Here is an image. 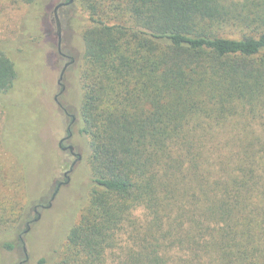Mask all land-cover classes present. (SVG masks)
I'll return each instance as SVG.
<instances>
[{
    "label": "trees",
    "instance_id": "1",
    "mask_svg": "<svg viewBox=\"0 0 264 264\" xmlns=\"http://www.w3.org/2000/svg\"><path fill=\"white\" fill-rule=\"evenodd\" d=\"M16 1L35 15L71 2L59 13L75 6L89 24L72 126L92 189L49 263L109 264L119 251V264H264V0ZM16 78L0 50V95Z\"/></svg>",
    "mask_w": 264,
    "mask_h": 264
},
{
    "label": "rangeland",
    "instance_id": "2",
    "mask_svg": "<svg viewBox=\"0 0 264 264\" xmlns=\"http://www.w3.org/2000/svg\"><path fill=\"white\" fill-rule=\"evenodd\" d=\"M55 6L45 5L35 15L29 6L16 0H0V50L15 62L17 69L13 88L0 95V208L8 209L10 218L7 225H0V230L14 225L20 207L26 206L25 224L0 233V264H40L41 260L51 264L59 260L67 233L78 221L92 189L88 147L70 126V118L82 98L80 32L89 24L75 6L59 14L61 52L66 56L61 58L56 25L51 20ZM71 61L73 64L68 65L58 84L64 66ZM69 127L80 146L76 147L72 140L66 145L74 146L82 163H77L76 175L72 174V180L69 176V183L60 188L52 206L37 211L40 218L35 222L36 214L30 210L44 197H51L75 160L59 148ZM24 172L27 186L20 190L18 179ZM134 215L140 223L145 222L142 209ZM26 223L29 230L25 233ZM5 243L11 244L12 249H5ZM120 244H127V235ZM119 258L120 252L116 251L108 262L119 264Z\"/></svg>",
    "mask_w": 264,
    "mask_h": 264
},
{
    "label": "water",
    "instance_id": "3",
    "mask_svg": "<svg viewBox=\"0 0 264 264\" xmlns=\"http://www.w3.org/2000/svg\"><path fill=\"white\" fill-rule=\"evenodd\" d=\"M71 3V2H69ZM64 5H67V3H60V4H57L54 9H53V19H54V23L56 25V36H57V48H58V52L59 53H62L61 52V44H62V40H61V23H60V20L58 18V9H60L61 7H63ZM73 61H71L70 63L66 64L65 67L63 68L62 72H61V75H60V78L58 80V83H60L62 77H63V74H64V71L66 69V67L69 65V64H72ZM68 149L70 150L71 153H73V147L72 146H69ZM65 150V149H64ZM76 160L74 163H76V161H79L81 159V156L79 154L76 155ZM71 169H69L67 172L64 173V176L66 178V182H68L69 178H68V174L70 173ZM61 188V184L56 188V190L54 191V193L51 195V198H50V202L45 205V206H42V209H49L51 206H52V202L55 200V197L57 196V193L59 192ZM35 214H36V218L34 219V221H38L39 218H40V214L37 212V209H35ZM29 230V226H27V229L25 231L28 232ZM24 253H25V257H26V260H27V256H26V250L24 248Z\"/></svg>",
    "mask_w": 264,
    "mask_h": 264
},
{
    "label": "flooded vegetation",
    "instance_id": "4",
    "mask_svg": "<svg viewBox=\"0 0 264 264\" xmlns=\"http://www.w3.org/2000/svg\"><path fill=\"white\" fill-rule=\"evenodd\" d=\"M60 3H66V2H60ZM59 3V4H60ZM68 5H69V3H67V5H64L63 7H61L60 9H58V12H57V14H58V18H59V12L63 9V8H65V7H68ZM58 52V51H57ZM58 54H59V56L61 57V58H66V56L64 55V54H62V53H59L58 52ZM73 64V63H72ZM65 67V66H64ZM68 67V66H67ZM66 67V68H67ZM64 75V74H63ZM62 79H63V77H62ZM62 79H61V81H62ZM60 81V82H61ZM59 84V83H58ZM61 88H62V90H64V86H61ZM71 123H70V126H72L73 124H74V122H75V117L74 116H71ZM67 132H69L68 133V135L65 137V138H63V139H61L60 140V142H59V148L62 150V151H68V153L72 156V157H75V160H76V153H75V148H74V146H72L71 144L70 145H66V143H68V142H70L71 141V137H72V135H71V132H70V127L68 128V130H67ZM69 146H72L73 147V153H71L70 152V150L68 149V147ZM65 149V150H64ZM75 160L72 162V164H71V166H70V168L69 169H71V171H70V173L73 171V168L74 167H76V165H77V163H80L81 162V160H82V158L79 160V161H76V163H74L75 162ZM69 173V174H70ZM69 174H68V178H69V180H68V182L67 183H65L66 182V178H65V176H64V174H63V181H61V182H58L57 183V185H56V188L61 184V187L63 186V185H67L68 183H69V181H70V177H69ZM56 188H55V190H56ZM40 208H42V206L40 207ZM35 209H37V207H35L34 208V213H35ZM29 225V223H27V225H26V227ZM21 264V263H20Z\"/></svg>",
    "mask_w": 264,
    "mask_h": 264
}]
</instances>
